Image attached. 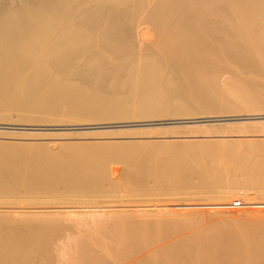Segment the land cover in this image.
<instances>
[{
  "label": "bare ground",
  "instance_id": "6f19581e",
  "mask_svg": "<svg viewBox=\"0 0 264 264\" xmlns=\"http://www.w3.org/2000/svg\"><path fill=\"white\" fill-rule=\"evenodd\" d=\"M11 110L67 123L37 124L54 130L263 111L264 0H0V115ZM207 132L0 143V264H264V139ZM248 188L237 204L255 206L249 213L217 200ZM118 190L217 201L104 216L76 208L97 221L80 227L82 203L60 200Z\"/></svg>",
  "mask_w": 264,
  "mask_h": 264
},
{
  "label": "rangeland",
  "instance_id": "374dc122",
  "mask_svg": "<svg viewBox=\"0 0 264 264\" xmlns=\"http://www.w3.org/2000/svg\"><path fill=\"white\" fill-rule=\"evenodd\" d=\"M235 114H246V113H235ZM20 115H21L20 112L13 111V110L4 112V114L0 115V119L5 120V121L0 120V143L20 145V143L21 144H30V143L34 144L35 142L36 143H38V142L39 143L40 142L48 143L49 142L52 144V143H57V142H62V141H65V142L91 141V140H102V141H105V140H111V141H116V140L117 141H122V140L124 141L125 140V141H128L129 140V141H134V140H148V139H162V138H166V139L171 138L172 139L171 135H175V136H173V138H176V140H177V139H183V138L184 139H186V138L191 139L192 137L189 138L188 136L189 135L191 136L192 132H193V134H195L199 130L200 131L206 130V131H209L211 134L214 133L215 135L222 134L220 136H212L211 137L212 139H217V138L219 139V138H223V137L226 139H242V140H245V139L246 140L247 139H261L262 140V139H264V110L260 111V112H251V113L247 112V115H241L244 118H234V119H230L228 121L222 120L219 122H205L203 124H201V123H190V124L176 123V124H162V125H153V124H148V125L135 124L134 125L133 124V126L127 125V126H119V127H105V128H100V129H91V130H85V129L54 130V129H46V128L39 129L38 127H41V126L37 125V124H40V123L43 125L44 124L45 125H48V124L49 125H51V124L62 125L66 122H62V121L39 122V121H41V119H42L41 117H43V116L41 114H38V113H33L32 114L33 117L30 118V121L23 122L20 119ZM236 116H240V115H236ZM169 119H175V118H169ZM5 123H7V124H5ZM8 124H12V125H8ZM6 125H8L9 127ZM210 129H211V131H210ZM195 130H196V132H194ZM242 130H245V131L243 132ZM209 132H207V133L210 134ZM95 133H99V134H97V136L101 135V138H98L97 136H95L97 138H95V137L92 138V136H94V135L90 136L91 134H95ZM145 133L150 134V136L145 134ZM103 134H105L106 136L105 135L103 136ZM143 134H145L146 137H144ZM176 134H177V136H176ZM82 136H83V138H82ZM102 136L104 138H102ZM107 136H108V138H107ZM221 136H223V137H221ZM110 164L113 166L116 165L113 162H111ZM122 190L104 191L103 193H99V194H91V193L81 194V197H80V194H75L76 196H71V197L63 194L60 196V200L61 199L64 201L68 200L66 202L68 204H71V205L72 204L78 205V204L82 203L83 205L81 204L79 207L76 206L73 208L74 209H76V208L77 209H89V208H91L90 211H92L94 209L93 211H95V212L98 211V213L100 212L101 216L107 215L109 212H113V210H120L122 207L124 209L122 211H124V212L127 209H129V210H127V212L131 211V209H133V208L156 207L159 205L158 204L159 202H160V206L166 205V206L171 207V208L173 207L174 210H176V209L180 210L181 209V211H183L184 209L187 210L190 207L193 208V206L188 207L187 205L186 206L183 205L184 202L185 203L203 202L204 200L205 201H217L220 199L225 200V201H230V202L234 201V204H236V206H233V208L232 207H228V208H230L231 211L233 210V212H237L236 214H246V212L249 213V210L251 208H255V206H253V207L252 206H245V208H244V206H241V204H239V203L237 204L238 199L241 201V200H243L242 198L246 197V195H247V197L251 195V194L245 195V192H249V191L253 192L254 190L252 188H248L247 191L237 190V192H236L234 190L231 193H229L225 197V199L221 198V197L217 198V194H215L214 192L213 193L212 192L211 193L210 192H204V193L203 192H198V193L197 192H194V193L190 192L188 195V192H176V193H174V192H166V191H157L156 192V191H152V190H146V191L140 192V194H139V192L135 193V191H132L130 193L129 191H126V190L122 191ZM179 193H181V194H179ZM183 193H184V196H183ZM174 194H175V196H174ZM206 195H207L208 200L206 199ZM90 196H92V197H90ZM197 196H198V198H197ZM176 197L178 200L176 199ZM168 198H169V200H168ZM172 198H173V200H172ZM216 198H217V200H216ZM261 198L264 199V197H261ZM187 199H189V200H187ZM88 200H89V202H88ZM176 201L181 202V203L183 202V204L175 203ZM171 202L175 203V204H171ZM93 203H96V205L94 206ZM162 203H163V205H162ZM125 204H127V205L124 206ZM142 204L144 206H142ZM84 205H86V206H84ZM90 205H92V206H90ZM130 205H133V206H130ZM237 205H240V206L238 207ZM87 206H88V208H87ZM97 206H99V207H97ZM185 207H187V208H185ZM69 208H71V207H69ZM77 209H76V211H77ZM245 210H247V211H245ZM75 212L69 211L68 213L71 215H74V216L76 213H77V215H80V213H81V215H83L85 218V221L83 220V223H82V221H80L79 223L76 222L75 225H80L82 223L80 225V227H82L83 225L85 226V224H86V226H88L89 222H90V225L97 223V221H95L94 217L92 215H90L91 212H89V211L87 212V210L82 211V212L81 211L80 212L77 211L76 213ZM87 213H89V215ZM91 216L93 219H90Z\"/></svg>",
  "mask_w": 264,
  "mask_h": 264
}]
</instances>
